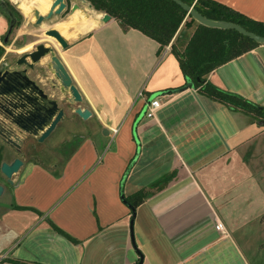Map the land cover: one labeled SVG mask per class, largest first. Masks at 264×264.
<instances>
[{
  "label": "crops",
  "instance_id": "0c3cea01",
  "mask_svg": "<svg viewBox=\"0 0 264 264\" xmlns=\"http://www.w3.org/2000/svg\"><path fill=\"white\" fill-rule=\"evenodd\" d=\"M48 1L34 0L36 7ZM219 1L264 21V0ZM79 10L54 27L70 41L58 53L83 95L79 105L92 110L86 119L97 127L60 169L32 161L14 174L15 184L0 195V264H21L9 258L63 264L65 248L77 251L79 264L93 242L130 249L132 209L122 192L139 189L149 192L136 207L142 240L137 259L123 264H138L141 255L142 264H264V124L201 92L171 46L160 49L155 38L113 16H93L90 29L70 32ZM51 41L59 44L54 36ZM208 78L263 103L264 43ZM155 96L162 105L148 117L146 103ZM30 229L32 236L20 243L17 235ZM119 232L123 238L114 242Z\"/></svg>",
  "mask_w": 264,
  "mask_h": 264
},
{
  "label": "trees",
  "instance_id": "16d2710c",
  "mask_svg": "<svg viewBox=\"0 0 264 264\" xmlns=\"http://www.w3.org/2000/svg\"><path fill=\"white\" fill-rule=\"evenodd\" d=\"M8 2L11 1L7 0ZM95 9L110 13L125 26L142 30L160 43V49L171 43L173 52L179 59L183 72L190 76L200 91L241 109L257 120L264 119V105L239 93L232 92L213 84L208 74L219 65L251 50L260 42L235 28H221L198 22L191 13L175 0H88ZM193 4L197 10L213 19H227L238 22L246 28L264 34V21L255 19L219 0H184ZM21 22V13L12 6ZM1 9V6H0ZM192 28L190 36L182 29ZM174 38V39H173ZM8 43V42H6ZM5 43V44H6ZM5 45L0 43V58L5 53ZM167 178V177H166ZM165 178V179H166ZM145 189H139L125 195L127 204L133 208L141 204L148 195ZM53 227L74 242L79 239L52 221ZM21 264H45L29 262L18 258H9Z\"/></svg>",
  "mask_w": 264,
  "mask_h": 264
},
{
  "label": "water",
  "instance_id": "95a60500",
  "mask_svg": "<svg viewBox=\"0 0 264 264\" xmlns=\"http://www.w3.org/2000/svg\"><path fill=\"white\" fill-rule=\"evenodd\" d=\"M87 2L89 7L94 9L91 2ZM182 7H184L188 13L201 23L209 26L221 27V28H235L238 31L250 36L254 40L264 43V34L252 31L242 24L227 20V19H213L210 18L195 8L192 4L187 3L184 0H175ZM68 2L66 0H53L51 7L46 13L37 12V23L41 24L45 19L52 18L55 14H61L67 9ZM81 6L78 2L72 4V13ZM103 15V19L111 18L112 15L108 12L97 13L96 16ZM12 19L9 25L8 32L4 37V42H8L10 34L16 24ZM46 34L54 36L61 44L62 48H67L70 44L69 39L63 35L55 27H49L45 30ZM184 34L188 36L187 29H184ZM56 47L49 45L46 42H40L36 47L30 51L24 52L18 59V64H26L29 67L35 66V64L42 61L44 57L50 54L51 69L54 73L56 80V86L62 91H69L71 98H68L69 102H80L83 100V95L73 81V77L65 65L61 55L55 52ZM5 67V64L2 65ZM75 112L82 118H88L92 114V110L89 107H82L78 105L74 108ZM0 112L3 118L0 121V135L5 139L7 143H18L22 141L27 134L37 137L39 142L44 141L52 131L57 127L60 121L66 118L65 108L61 105L60 100L56 97H50L44 88L32 78L27 67L18 69H0ZM261 124H264V119L258 120ZM104 131L107 128L104 127ZM24 165V160L17 156L12 160H3L1 163L2 171L8 177L9 183H13V176ZM124 180V179H123ZM123 184V183H122ZM6 187L0 183V195L5 191ZM125 194L122 192V198L125 200ZM127 203V202H126ZM136 216V208L132 210L131 218V232L134 238L133 226ZM143 255L138 264H142Z\"/></svg>",
  "mask_w": 264,
  "mask_h": 264
},
{
  "label": "rangeland",
  "instance_id": "374dc122",
  "mask_svg": "<svg viewBox=\"0 0 264 264\" xmlns=\"http://www.w3.org/2000/svg\"><path fill=\"white\" fill-rule=\"evenodd\" d=\"M18 10L20 11L22 17L20 24H16V26L13 28L8 43L5 44L3 41V35L8 28V20L5 17V14L0 11V43L5 45L6 51L3 54V56L0 58V63H4L5 61L12 62L14 64V61L18 56L23 54L26 51H30L36 47V45L40 42H46L49 45H54L56 47V52L58 53L60 50H62V46L59 43L58 45L51 41L52 35L46 34L45 30L48 29V27H54L55 22L58 20L69 18L72 13V4L74 2H78L81 6L78 18V23H72L74 25H71L69 27L70 32H74L79 27L86 29H90V27L87 28V26L91 25L90 20L94 16L96 17L97 12L94 11L92 8L89 7L87 2H84L82 0H66L69 4L67 6V9L62 12L61 14H55L50 19H45L41 24H38L37 21V12L36 9L40 10V13H46L49 8L52 5L53 0H49L46 5H41L40 3L36 7V3L34 0H10ZM50 2V3H49ZM21 3H26L29 5L30 10L29 12H24L22 8L20 7ZM69 7V8H68ZM78 10V9H77ZM99 13V12H98ZM101 13V12H100ZM96 26L92 27L95 28ZM82 29V30H83ZM84 32V30L82 31ZM82 34V33H81ZM79 36V34H77ZM78 36H68L71 38L78 37ZM38 67L40 70L45 72V76L43 79H41V82L43 85L49 84V79L47 76L53 80L57 84H59V81L56 80L54 73L51 69L50 64V54L47 55L42 59L41 62H39ZM43 76V75H41ZM53 94H55L56 97L59 98L60 102L62 104H65L66 110H67V116L64 120L60 121L57 127L52 131V133L42 142H36L34 139H27L25 140V148H24V157L27 160H33L41 162L42 164L53 166V163H57V169H60L64 163V160L66 159V156H68L71 148L78 143L84 136L91 135L95 128L97 127V122L95 119H82L80 118L74 111V107H77L79 105V102L72 101L69 102V97L71 98L70 92L67 90L65 93L58 87L51 90ZM66 101V103H65ZM257 102V101H256ZM264 104V101L263 103ZM133 165V164H132ZM131 165V166H132ZM130 166V168H131ZM54 167V166H53ZM129 170H127V173L124 176V180L122 181L123 185L127 179V176L129 174ZM10 185V184H9ZM134 226H133V232H134V240H135V246L133 242V247L128 249L127 247L120 249L119 246L120 243L115 244H109L110 242H106L103 245H98L93 242V244L89 245L87 248L84 249L83 252L80 253L81 260L79 264H123L126 259H129L130 261H135L138 256V248L139 244L141 243V236L142 233L140 231V218H137L134 220ZM131 225V220H130ZM131 229V228H130ZM33 230V229H32ZM17 231V229H15ZM37 231V230H35ZM126 231L124 230V233ZM31 233L30 230H24L20 235H17V239H19V242L25 243L32 235H29ZM36 233V239L39 241L45 240L46 234ZM32 233V234H34ZM13 233L12 235H14ZM10 237H13V236ZM122 233L119 232L118 234L113 235V238H116L114 242L121 241ZM112 238V239H113ZM123 238V237H122ZM112 243V242H111ZM18 244V242H17ZM16 244V245H17ZM114 249V251L112 249ZM43 250V249H42ZM39 250V251H42ZM10 251V250H9ZM65 253L64 255L67 257L65 261H63L65 264H76L77 262V251L71 250L69 248H65L63 250ZM63 257V256H61ZM58 259H62V258ZM120 257V258H118ZM123 257V258H121ZM123 260V261H122ZM63 263V264H64Z\"/></svg>",
  "mask_w": 264,
  "mask_h": 264
},
{
  "label": "flooded vegetation",
  "instance_id": "af4514ba",
  "mask_svg": "<svg viewBox=\"0 0 264 264\" xmlns=\"http://www.w3.org/2000/svg\"><path fill=\"white\" fill-rule=\"evenodd\" d=\"M69 4L70 3H68V6H69ZM0 6H1L0 11L5 14V17L8 20V28L6 29V31H5V33L3 35V41H4V37H5L6 33L8 32V29H9V25H10L11 20L12 19H15L14 21L15 22L17 21V18L14 15V10H13V7H12V6H15L16 7V5H14L12 2L10 4V2H8L7 0H0ZM15 26H16V24H15ZM55 52H56V50H55ZM20 56H18V58H16V60L14 61V64L12 62L5 61L4 62L5 67H3L2 66L3 65V62L0 63V69L4 68V69H11V70H13V69L27 67V71H28L29 75L32 78H34L35 80H37V82L44 88L45 92H47L50 97H56L55 94H53L51 92L52 89H54V88H56L58 86V85L56 86L55 80H53V79H51V78H49L47 76V78L49 79V84L43 85L42 82H41V79L39 80L36 77H34L33 74H32V72H31V71H35L36 70L37 71L36 73H38L39 75H43L42 77L45 76V74H44L45 72H43L42 70H40V68L37 65L38 63L35 64V66H33V67H29L26 64H18V59H19ZM63 92L65 93V91H63ZM56 98H58V97H56ZM66 100H68V99H66ZM65 103H66V101H65ZM61 105L65 108L66 116H67V110H66L65 104H62L61 103ZM2 118H3V116H2V113L0 112V121H1ZM29 138L36 140V142H39L38 139H37V137L32 136L30 134H27L25 136V138L22 141L18 142V143H14V144L13 143H7L5 141V139H3V137L0 135V183L4 184L5 187H10V185L13 186L15 184V181H13V183H9L8 177L2 171L1 163H2L3 160H12L13 158H15L17 156L21 157L24 160V164L27 163V162H32L33 160H27L24 157V154H23L24 153V148H25V140H27ZM13 179H14V176H13Z\"/></svg>",
  "mask_w": 264,
  "mask_h": 264
},
{
  "label": "built area",
  "instance_id": "2783aa9c",
  "mask_svg": "<svg viewBox=\"0 0 264 264\" xmlns=\"http://www.w3.org/2000/svg\"><path fill=\"white\" fill-rule=\"evenodd\" d=\"M168 47L171 46V43L167 45ZM142 94V90L139 92ZM162 105L161 99L158 96L152 97L147 103H146V115L148 117H154L156 114L157 109ZM216 228L221 230L222 232H225V227L222 221L217 220L216 222Z\"/></svg>",
  "mask_w": 264,
  "mask_h": 264
}]
</instances>
